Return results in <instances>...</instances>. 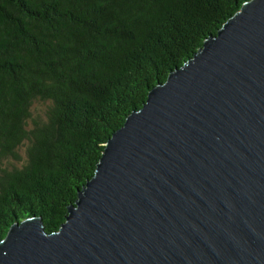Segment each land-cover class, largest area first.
I'll return each instance as SVG.
<instances>
[{
  "label": "water",
  "instance_id": "95a60500",
  "mask_svg": "<svg viewBox=\"0 0 264 264\" xmlns=\"http://www.w3.org/2000/svg\"><path fill=\"white\" fill-rule=\"evenodd\" d=\"M0 264H264V0L148 92L58 231L14 223Z\"/></svg>",
  "mask_w": 264,
  "mask_h": 264
},
{
  "label": "trees",
  "instance_id": "16d2710c",
  "mask_svg": "<svg viewBox=\"0 0 264 264\" xmlns=\"http://www.w3.org/2000/svg\"><path fill=\"white\" fill-rule=\"evenodd\" d=\"M249 1L0 0V158L26 148L0 169V242L58 231L112 134Z\"/></svg>",
  "mask_w": 264,
  "mask_h": 264
},
{
  "label": "rangeland",
  "instance_id": "374dc122",
  "mask_svg": "<svg viewBox=\"0 0 264 264\" xmlns=\"http://www.w3.org/2000/svg\"><path fill=\"white\" fill-rule=\"evenodd\" d=\"M43 110H44V106L41 103H35L34 106L32 107V111H33L32 114L34 116L43 115L42 114ZM25 151H26L25 146H21L16 150V155L18 156V159L12 156L0 158V169L10 170L13 167L16 168L22 166V164L26 161Z\"/></svg>",
  "mask_w": 264,
  "mask_h": 264
}]
</instances>
